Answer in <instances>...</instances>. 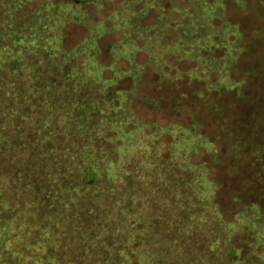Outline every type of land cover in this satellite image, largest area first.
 <instances>
[{
	"label": "rangeland",
	"instance_id": "374dc122",
	"mask_svg": "<svg viewBox=\"0 0 264 264\" xmlns=\"http://www.w3.org/2000/svg\"><path fill=\"white\" fill-rule=\"evenodd\" d=\"M55 1L0 0V116H20L17 129L0 131L8 260L264 264V210L236 216L248 204L264 208V0ZM176 123L197 125L215 145ZM74 140L88 166L80 175L64 165L74 151L56 153ZM157 155L194 173L192 199L203 207L216 189L191 165L206 163L229 221L190 202L185 229L198 220L197 240L161 241L148 226L156 205L145 187Z\"/></svg>",
	"mask_w": 264,
	"mask_h": 264
},
{
	"label": "trees",
	"instance_id": "16d2710c",
	"mask_svg": "<svg viewBox=\"0 0 264 264\" xmlns=\"http://www.w3.org/2000/svg\"><path fill=\"white\" fill-rule=\"evenodd\" d=\"M94 0H92L91 2H93ZM54 2H56L54 0ZM66 2V1H63ZM61 2V3H63ZM185 2V0H184ZM56 3H60V2H56ZM70 3V2H68ZM78 4H81V2H77ZM186 5V2H185ZM222 5V4H221ZM219 15H217L216 17H218ZM230 37V36H228ZM241 39V38H240ZM232 40V39H231ZM219 41V38H218ZM233 42V41H232ZM220 47H222V45H220ZM68 67L65 68V72L68 71ZM221 74V73H220ZM226 75V72H225ZM225 75H220V77H224ZM219 77V78H220ZM218 81V80H217ZM240 84V82H239ZM235 87V86H234ZM7 88L6 87V91L4 94H2V97L0 98V100L3 99L4 95H6L7 93ZM85 96V95H84ZM83 97L82 94L79 95V104H81V102L85 99H81ZM110 101L111 99L106 98V100H102L101 101L98 100L99 103H101L100 105L105 108L106 106L108 107L107 104H109L108 101ZM113 103V102H112ZM23 106L21 107V110H23ZM91 108V107H90ZM91 113H93L94 109L91 108ZM97 111V109L95 110ZM18 113L16 115H13L9 118L8 114L4 113L3 115L0 116V131L3 129V132H6L8 130V127L11 125L12 127H14V129H17V125L14 124L16 121L19 122V118L18 117ZM18 119L16 120L15 118ZM95 121H98V114H95V116L92 117ZM71 119L75 121V123L77 125L81 126V122L82 120L80 119V117H75L72 116ZM76 119V120H75ZM80 121V122H78ZM29 123V121H28ZM27 123V124H28ZM68 127L70 128H74L73 122L72 123H68ZM145 124H147L149 127L153 128L152 125H150L149 122H146ZM177 124V123H176ZM75 125V124H74ZM177 125H181L186 127L185 125L182 124H177ZM82 128V126H81ZM187 130L190 131V133L194 132V134H198L197 136H200L202 138L207 139L208 141H210L213 145H215V143L209 139V137L203 135L199 128L197 127V125H193L192 128H188L186 127ZM55 133L58 134L57 132V128L54 130ZM78 132V131H77ZM45 133V131H44ZM1 134V133H0ZM71 136L76 135V132L71 133ZM19 137V136H18ZM76 137V136H75ZM159 138V136H158ZM79 141V143H78ZM74 140L75 144L78 143V145H75V149H73L71 147V145H59V147H57L56 149V153L59 154H67V152L69 151H74V158H69L70 160H72L69 163H64V165L69 169L70 172L72 173H76L78 175H80V170L83 169V171L87 172V167L82 159H81V155L82 153H84V146L80 145V140ZM158 142H162V140L159 139ZM15 147L17 148H22V149H27L26 145L22 146V144L20 143V139L18 140V142L15 144ZM35 147H39L41 148V146H34L31 149H35ZM69 147V149H68ZM42 149V148H41ZM99 150V149H97ZM199 151V149L194 150V153H197ZM9 153V150L6 148V144L4 143V145L2 144V142L0 141V171H2L3 167H7V162L5 161L7 159V154ZM70 153V152H69ZM192 154V155H193ZM160 155V154H159ZM158 156V155H157ZM195 156V155H194ZM66 161L68 159V157L64 158ZM92 162H96L97 161H92ZM195 165H191L193 167L199 166V168L204 169V174L205 177L211 181L214 184V187L216 190H212L214 192V195L212 197V200L209 204L210 207H214L217 210V214L220 216V219L222 222H227L229 220L225 219L221 209H220V205L216 200V193L218 191V183L215 179L211 178L210 175V168L206 163H202V164H196ZM11 166H14V160L11 161ZM195 172V171H194ZM150 177H149V182L146 183L145 182V187L148 189L150 186L152 187V190L154 192V197L152 198L154 200V205H156V208L154 210H151V222H149L150 225H148L150 228H154V231L157 233V236L159 238H161V241L165 240H170V239H175L177 240H181L183 242L189 243L192 240H197L196 238V234H197V228H198V224H200V222L197 220V222H195V224L190 228V229H185L186 228V224L190 221V218H187L188 221H186V204L190 205V202H192L191 204L195 203L196 206V213L197 212H206L208 210L207 207H209L208 205L206 207L201 206L202 202H197V198L192 199L195 196V193L192 189V180L194 178V173L191 170L188 171H183L181 169H178L176 167V164L174 163H165L163 162V160L161 159V156H158L156 159V164L155 166H152L150 169ZM89 181L88 179H85V181ZM212 183H211V187H212ZM92 184V182H91ZM189 198L191 199L189 201ZM162 199L161 201V208H165V211L163 212L162 209L158 206L159 205V200ZM186 206V207H185ZM248 207L254 209L252 212L256 211V212H260L261 210H264V208H262L260 205L258 204H248L246 205L242 211H240L239 213L236 214V216H241L243 214L246 213V211H248ZM260 214V213H259ZM263 218H264V214H262ZM171 217V218H170ZM246 217V216H245ZM234 221V220H233ZM138 224H141V220L139 219ZM245 224V222L243 223ZM160 227V229L158 228ZM159 229V230H158ZM180 234V236H178ZM253 234V238H254V244L256 245V248L258 249L260 244L262 243H256V233L254 231H252ZM0 237H2L0 235ZM256 238V239H255ZM148 239V238H147ZM144 241V240H143ZM137 243H135L136 245L139 244H143L142 242H139L138 240H136ZM146 245L148 243H145ZM162 245L164 244H159L158 247L161 248ZM186 245H181V248H184ZM233 248L234 251V255H242L243 254V248L237 246L236 241H234V243H232V245L230 246V248ZM263 249L261 250L260 253L264 252V245L261 246ZM229 248V250H230ZM13 249V246H9V243L7 240H3V244L2 241H0V264H23V263H19L17 262V260H8L10 258V256L8 257V254L11 253V250ZM21 249H25V248H21ZM197 248H194L192 251L196 250ZM229 254V252H228ZM259 258H260V254H259ZM235 262L238 263H242V264H246L244 258H242V256H240V260L235 259ZM261 260V258H260ZM193 262V260L191 261L190 259L187 260V264H191ZM254 263V262H253Z\"/></svg>",
	"mask_w": 264,
	"mask_h": 264
}]
</instances>
